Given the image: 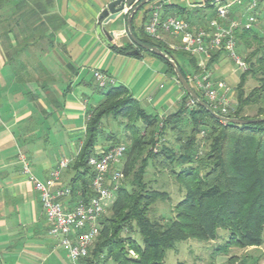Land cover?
Instances as JSON below:
<instances>
[{
  "label": "trees",
  "instance_id": "trees-1",
  "mask_svg": "<svg viewBox=\"0 0 264 264\" xmlns=\"http://www.w3.org/2000/svg\"><path fill=\"white\" fill-rule=\"evenodd\" d=\"M11 1L0 0V25L4 36L0 44L8 59L20 53H31L34 59L45 45H51L53 33L62 25V20L47 15L52 0H17L10 8ZM214 1L205 0L202 8L188 12L173 10L176 14L170 16H179L191 27L207 24L215 18ZM260 2L259 13L264 17V0ZM168 7L164 4L162 11ZM208 8L213 9L211 16L202 10ZM51 24L52 33L42 43ZM136 38L165 52L186 81L200 71L196 57L188 59L185 56L188 54L182 50L171 51L159 39L147 37L143 28ZM235 39L237 52L240 46L245 54L242 56L238 52L247 69L240 74L234 112L228 118H264V37L253 26L237 30ZM113 48L126 54L136 49L131 43L127 47ZM138 51L139 54L133 56L140 57L146 52L166 66V73L175 79L183 91V98L177 111L159 118L144 110L125 87L108 85L99 88L95 84L102 97L86 111L84 143L72 163L73 176L64 186L71 190V204L86 203L93 194L88 158L99 146L118 144L126 147L123 164L117 167L124 182L115 192V199L107 211L109 216L104 215L99 221V231L88 255L78 264H164L166 252L173 250L177 243L187 240L211 242L216 240L218 230L228 233L227 245L218 247V252L226 251L229 244L241 248L261 246L264 243V123L234 125L215 119L203 107L190 103L191 98L177 82L167 61L152 52ZM218 54L209 59L207 69ZM248 78L255 84L245 92ZM193 91L208 104L199 92ZM249 112L254 114L251 116ZM110 116L121 117L126 132L120 139L106 136L108 146H104L98 144V134L102 133L101 120ZM165 137L174 142L170 145ZM126 139L130 140L128 146ZM138 161L141 165L135 170ZM149 167L158 174L165 173L174 178L184 188V196L175 204L172 218L149 216L153 204L166 197L164 191L149 189L144 182ZM129 178L132 179L128 181ZM123 234L126 236L122 237ZM232 260L229 258L228 262Z\"/></svg>",
  "mask_w": 264,
  "mask_h": 264
},
{
  "label": "crops",
  "instance_id": "crops-1",
  "mask_svg": "<svg viewBox=\"0 0 264 264\" xmlns=\"http://www.w3.org/2000/svg\"><path fill=\"white\" fill-rule=\"evenodd\" d=\"M113 1L52 0L47 15L60 18L62 25L53 33L51 45L35 55V62L31 53L8 59L0 44V264H11L15 251L28 262L40 259L34 252L44 249L48 225L39 195L22 173L17 156L23 154L32 173L41 180L60 160H67L69 166L61 175V184L68 182L72 163L84 143L86 111L100 100L89 106L88 89L98 92L94 70L112 78L116 86L125 87L144 110L159 118L180 106L183 91L159 59L146 52L136 57L114 50L131 43L126 34L125 11L104 24L112 35V48L97 36V18ZM180 1L188 0H163L169 7L161 16L175 15L176 9L188 12L203 7L193 0L187 8L181 7ZM16 2L12 0L9 7ZM241 2L232 4V14L241 9ZM149 6L146 4L133 17L135 37L148 20ZM202 10L207 16L213 14L211 8ZM1 27L0 42L4 39ZM52 28V24L47 27L42 43L48 40ZM9 38L15 43L11 34ZM159 40L169 48L179 44L164 33ZM223 55L218 54L211 65L221 61Z\"/></svg>",
  "mask_w": 264,
  "mask_h": 264
},
{
  "label": "built area",
  "instance_id": "built-area-1",
  "mask_svg": "<svg viewBox=\"0 0 264 264\" xmlns=\"http://www.w3.org/2000/svg\"><path fill=\"white\" fill-rule=\"evenodd\" d=\"M240 1H244L243 4L241 2V9L231 15L232 4ZM217 3L219 5L215 6ZM260 3V0H215V18L207 21V24L191 27L178 16L163 18L164 2L155 0L149 3L150 14L143 31L147 37L156 40L160 39L161 33L167 34L179 42L173 46L175 49L199 58L197 66L200 71L190 75L187 82L203 96L215 113L228 118L234 112L235 99L224 81L213 79L205 61L214 54L224 53L238 69H247L246 62L237 52L235 32L254 26L261 9ZM93 79L99 88L115 85L112 78L97 70L93 71ZM190 103L195 102L191 99ZM125 151L123 144L95 149L87 160L92 171L90 186L93 194L86 203L76 204L70 203L71 190L61 184V172L69 166L67 160H60L49 176L41 180L32 173L26 157L21 153L17 156L22 173L39 195L48 225L47 233L56 241V247L65 252L71 264H78L88 255L99 231V221L115 199L119 181L123 178L117 167Z\"/></svg>",
  "mask_w": 264,
  "mask_h": 264
},
{
  "label": "rangeland",
  "instance_id": "rangeland-1",
  "mask_svg": "<svg viewBox=\"0 0 264 264\" xmlns=\"http://www.w3.org/2000/svg\"><path fill=\"white\" fill-rule=\"evenodd\" d=\"M195 2H201L203 3L205 0H193ZM189 2H192L190 0L188 1H180L179 5L181 7H188ZM214 5V4H213ZM219 3H217L215 6H218ZM235 17V15L233 16ZM258 18H256V22L254 23V28L256 29L257 33L264 37V17L263 14H258ZM174 43V42H172ZM178 45V43L176 44ZM174 45V46H176ZM253 47L256 48L257 45L253 44ZM171 51L177 50L174 47L170 48ZM238 52L242 54V56H245L243 52H241L240 46H238ZM238 53V54H239ZM39 54V52L37 53ZM239 54V55H240ZM188 57V59L192 58L191 55L188 54L185 55ZM194 57V56H193ZM221 61L214 63L211 65L208 69L212 73L213 79H224L226 82L227 87L232 92V97L235 98V89L239 83L241 70L235 66L234 63H232L229 58L224 54L221 57ZM35 62V58L33 59ZM255 83L252 79L248 78L244 90L245 92H248L251 87ZM165 89H163L162 92H164ZM87 97L89 102V106L96 103L99 99H101L102 95L98 91H94L92 88L88 89ZM147 108V107H146ZM148 111H150L147 108ZM173 110V109H172ZM254 112H249V115H253ZM125 122L121 117H106L101 120L100 129L102 133L100 135L98 134V144L108 146L106 141V136L113 135L120 139L122 136H124L125 128H124ZM167 137H165L166 139ZM168 143H173V139L167 138ZM130 140L127 141V146L129 145ZM124 145V144H123ZM123 161H121L118 168H120L123 164ZM140 161L137 162L135 166V170H138L140 168ZM65 171V170H64ZM61 172L62 173L64 172ZM73 176V173H71L70 177ZM132 178H129L128 181H130ZM123 178L119 181V185L122 184L124 181H122ZM127 183V180L125 181ZM144 182L147 183V187L149 189H156L159 191H164L166 193V197L164 199H160L157 202H155L151 208L149 216L151 218L156 217H162L163 219H169L173 217V208L176 203H178L184 196V188L172 177L167 176L164 174H158L155 172V170H152L150 167L147 169V172L144 174ZM125 183V184H126ZM124 184V185H125ZM127 185V184H126ZM106 217L109 216V213L106 212ZM217 238L214 241L211 242H200L197 240H187L183 242H179L175 245V248L173 250H169L165 254L164 258V264H264V243L261 246L254 247V246H248V247H235L231 246L229 244V247L227 250L223 252H218L216 249L218 247H222L224 245H227L228 241V233L223 230L217 231ZM126 234H123L122 237H125ZM134 239H138L137 236L132 235ZM44 249L36 250L34 253L37 254V256L40 258L38 261H26L24 257L21 256L18 251L13 259H11V264H71V262L68 260L65 252L61 248H54V245H56V241L48 236L47 234L43 236V242H42ZM130 255L133 256L134 254L130 252ZM233 259L232 262H228V259ZM110 264V263H109Z\"/></svg>",
  "mask_w": 264,
  "mask_h": 264
},
{
  "label": "water",
  "instance_id": "water-1",
  "mask_svg": "<svg viewBox=\"0 0 264 264\" xmlns=\"http://www.w3.org/2000/svg\"><path fill=\"white\" fill-rule=\"evenodd\" d=\"M155 0H116L111 3H109L99 14L96 22V33L97 36L101 39V41L106 45L108 48H112V35L109 33V31L104 27V24L107 23L109 20H112L117 14H119L122 11H125L127 13L126 15V34L128 38L130 39L131 43L136 47V49L129 51L128 55H138L139 51L138 49L152 52L158 57H161L165 61L169 63L171 66L175 78L181 88L185 91V93L199 106L203 107L207 110L208 113H210L215 119L227 123V124H234V125H248V124H254V123H264V118L260 119H253V120H245V119H236V118H227L222 117L215 113L204 101H202L201 98L193 91L189 83L186 81L184 76L181 74L178 66L174 62L173 59H171L165 52L161 51L159 48L147 45L143 42H141L139 39H137L133 32L131 23L133 20L134 15L143 8L146 4H149Z\"/></svg>",
  "mask_w": 264,
  "mask_h": 264
}]
</instances>
